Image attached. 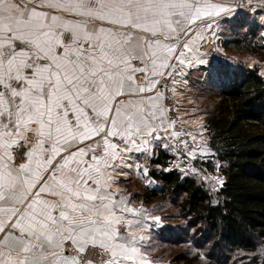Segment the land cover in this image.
I'll return each instance as SVG.
<instances>
[{
	"label": "snow or ice",
	"instance_id": "1",
	"mask_svg": "<svg viewBox=\"0 0 264 264\" xmlns=\"http://www.w3.org/2000/svg\"><path fill=\"white\" fill-rule=\"evenodd\" d=\"M229 11L209 0H0V264H82L89 247L102 264H136L139 221L125 220L136 213L115 198L109 169L159 138V109L142 94L171 67L178 33Z\"/></svg>",
	"mask_w": 264,
	"mask_h": 264
},
{
	"label": "trees",
	"instance_id": "2",
	"mask_svg": "<svg viewBox=\"0 0 264 264\" xmlns=\"http://www.w3.org/2000/svg\"><path fill=\"white\" fill-rule=\"evenodd\" d=\"M256 29V26L249 28V39L226 43L246 44L248 48L240 51L246 49L264 59V46L250 43ZM231 73V80L216 87L218 103L205 118L210 158L220 163L219 171L224 179L217 192L218 202L213 204L208 190L196 184L193 177L184 176L191 172L165 170L169 156L162 151L152 161L158 171L150 170L151 178L160 188L150 189L134 180V186L140 185L141 190L130 192L131 199L136 197L145 206L160 199L167 203L166 207H177V214L168 217H181L188 229L194 231L193 241H197L193 249L197 254L179 255L177 263L198 264L212 254L207 264L242 261L264 264V79L256 70ZM179 198L182 202L178 205ZM178 228L182 229L165 223L152 230L145 250H154L158 245H178L182 242L180 236L189 237L185 228L178 235Z\"/></svg>",
	"mask_w": 264,
	"mask_h": 264
},
{
	"label": "rangeland",
	"instance_id": "3",
	"mask_svg": "<svg viewBox=\"0 0 264 264\" xmlns=\"http://www.w3.org/2000/svg\"><path fill=\"white\" fill-rule=\"evenodd\" d=\"M211 2L217 3L214 1ZM254 2L256 6L260 5L261 7H258L264 9V0H254ZM252 3L253 2L250 4ZM254 9L255 8L244 14H237L233 9L230 8L229 12L221 13L219 16L208 17L197 21L196 24L192 25L191 28L187 30V35L184 33H179V40L176 43L177 52L170 61L171 67L167 70L161 69L160 71H164L165 74L154 77V79L158 81L155 83L157 87L166 86L167 84L169 85L166 92H164V94H166L161 95L163 101H168L169 99L174 100V94L176 92L175 87L179 88V90L181 89L183 92L186 91L187 87L189 86V89L187 90H191V94L197 97L195 98L196 104L198 107H201L198 109V111L196 110L197 112L193 110L191 113H188L193 117V128L180 123H177V125L174 124L172 126L170 124L172 134L173 132L179 133L178 137H174L171 134H167L168 136H162L161 132H154L153 136L159 138L154 139L149 137V140L150 144H153L155 148H158L157 152H154L153 154L148 152L147 155L145 154L144 158L142 156L140 162L141 164H147L148 161H153L156 158L158 150L165 153L164 146L167 147L168 144L174 143L173 141L175 140L177 142H181L180 145L182 144L183 148H189L191 158L194 162V168L191 170L190 175L184 176L193 177L196 184L202 185L205 189H207L213 204H216L219 200L217 192L222 186L224 179L219 171L220 163L210 158L212 151L209 150V147L206 144L208 142V138L204 137V132L206 131L201 125L203 124L204 118H206L204 116L205 112L213 111L216 104L218 103V92L216 87L221 86L222 82L227 83L228 80L232 79V70H256L258 75L264 79V59L252 52L246 51V49L240 51V48H248V45L246 44L226 43L227 41L231 42L234 39H249V28L256 26L257 33L255 38L250 43L264 46V11L258 10V8L256 10ZM185 42H187L188 46L192 49L191 52H189L183 46ZM251 46L252 45H250V47ZM179 52H183L184 56H180ZM193 55L198 56V61H202H199L196 65L192 64L196 70L194 69L193 71L189 72L187 71L188 69H186V67L189 66L188 62H191L192 60L190 61V57L187 58V56ZM181 59L184 60L183 64L179 63ZM193 61L195 60L193 59ZM209 62L210 64H213V67L228 69L229 73L226 76H220L219 71L217 74L214 71H208V73L205 72L206 70L210 69L208 67ZM131 65H138V68L143 67V65L138 60L131 61ZM134 76L135 84H149V80L145 77L144 73L136 72ZM199 111L202 113L199 114ZM202 116L203 118L201 119ZM156 126H158L157 123ZM188 128L190 132L187 130ZM33 140L34 136L30 134L27 145L21 143L19 147L14 149L17 163L25 162V153L30 148ZM185 142L187 146H185ZM193 153L195 154V158H193ZM154 169L158 171L157 166L152 163L148 173L151 172L150 170ZM170 169L171 168H169V170ZM130 183L126 181L122 184V190L126 194L127 198V194H129V203L134 202L138 205L144 206V209L149 214H151L152 222H154L155 225L158 224L157 228L161 226L163 227L165 223H169L172 225H178L180 228H182L177 229L178 235L180 234L179 230L184 232L183 230L185 228L188 231L189 237L180 236V238H182V242H179L178 245H158L154 248V250H145L143 253L149 257V264H182L177 263L176 261V258L179 255L192 257L194 254H197V252H195L193 249V245L197 241H193V237L195 236L194 231L188 229L186 226V221L181 219V217L180 219H172L173 217H168L169 214L176 215L178 208L173 206L166 207L167 203H164V201L160 199L154 200L150 205H146V207L139 199H136V197L131 199L130 192L134 191L135 189L141 190V186L138 184L137 186H134V182H132V184ZM155 183L159 184L157 181ZM116 198H118V196H116ZM181 202L182 201L179 198L178 205ZM150 236L151 234H149L146 246L149 244L148 242L150 241ZM69 245L70 243H65L63 251L67 254H75L74 249L71 247L69 248ZM211 252L214 253L215 256H219L214 249H212ZM211 252L209 251L208 253ZM209 256H212V254ZM209 256L206 255L203 259L199 260L198 264H207L209 261ZM80 258L82 260V264H87L89 260L92 261V264H102V262H96L103 261V259H106L107 257L101 254V250L99 248L89 247L84 253L81 254ZM245 263V261H242L241 263L236 264Z\"/></svg>",
	"mask_w": 264,
	"mask_h": 264
},
{
	"label": "crops",
	"instance_id": "4",
	"mask_svg": "<svg viewBox=\"0 0 264 264\" xmlns=\"http://www.w3.org/2000/svg\"><path fill=\"white\" fill-rule=\"evenodd\" d=\"M14 2L19 3L21 7H23L25 4H27L29 7L33 6V4H36V5L39 4V0H14ZM188 57H190V61L192 60L191 62H188L189 66L186 67V69H188L187 71L190 72L195 69L194 66H192V64L196 65L198 64L199 61L201 62L202 60L198 61L197 59L198 56H195V55L187 56V58ZM193 59L195 61H193ZM132 67L138 68V65H135V66L133 65ZM209 68L210 69L206 70L205 72L208 73V71H211V72L214 71L216 74L220 72L219 74L220 76H226L229 73L228 69H222L218 67H213V68L209 67ZM218 69H221V70L218 72ZM224 70L225 72L223 73ZM138 86L148 87L149 84L145 83V84H140ZM167 87H169L168 84L166 86H160V87H157L156 85H154L152 87V91L145 92L142 94V96L145 98L151 97L152 98L151 106L153 108L159 109V111L156 112V115L159 117V119L155 121V124L156 123L158 124V126H156V129H157L156 132H161L162 136H168L167 134L173 135L171 132L170 124L172 126L174 124L177 125V123H180L182 125L193 128V125H192L193 117L192 115H189L188 113H191L193 110L198 111V109L201 107V106L198 107L196 104L195 98L197 97L191 94V90L189 91L187 90L189 89V86L188 87L184 86V87H187V89L186 91H183V92L181 91V89L179 90V88L175 87L176 92L174 94V100L169 99L168 101H163L161 95L166 94V93L164 94V92H166ZM126 98L128 97H119L117 99H126ZM130 98L136 99L137 97L133 96ZM210 112L211 111L205 112L204 116L206 117V115ZM201 113L202 112L199 111V114ZM194 115H197V114H194ZM202 118L203 116L201 117V119ZM201 126L206 131L205 118ZM187 130L190 132L189 128ZM204 134H205L204 137L208 138L206 132H204ZM33 136H34V140H33L34 142L36 140V137L35 135ZM114 142L121 143L120 141H114ZM206 144L208 145V143ZM157 149L158 148H155L153 144L149 143L147 145V151L133 150L132 152H126V151L121 152V156L123 157V162L121 163L120 160H117L116 165L118 166L115 167L114 169H109V172L111 173V181H110L111 191L112 193L115 194V198L116 196H118V198H116L117 201H121V200L124 201L127 204V207L129 209L134 210L136 213L135 216H133L131 213H126L125 220H133L134 222L139 221L138 225L134 223V227L131 230V234L137 238V248H138L139 256H142L148 262H149V257L145 255L143 252L146 248V244H147V240L149 238L150 232L154 229H157L158 224L155 225L154 222H152V216L144 209V206L138 205L137 203H134V202L129 203V198H130L129 194H127L128 195V198H127L126 194L122 190V184L125 183L126 181H129V183L131 182L130 184H132L134 180H139L145 187L150 188V189H157L160 185L155 183V181L151 178L150 173H148L150 167L152 166V161L150 162L148 161L149 164L148 163L141 164L140 162L142 156L144 158L145 154L147 155L148 152L153 154L154 152H157ZM159 152L161 151L158 150V153ZM166 169L169 170V167L167 166ZM120 232L122 235H127V232L125 231V226L123 225L120 226ZM140 237H143V239H140ZM65 243H70L69 248L71 247L72 249H74V246L71 240H67L64 242V244ZM63 250H64V245H63ZM65 254L67 253L65 252ZM139 256L137 258L136 264H140Z\"/></svg>",
	"mask_w": 264,
	"mask_h": 264
},
{
	"label": "built area",
	"instance_id": "5",
	"mask_svg": "<svg viewBox=\"0 0 264 264\" xmlns=\"http://www.w3.org/2000/svg\"><path fill=\"white\" fill-rule=\"evenodd\" d=\"M211 1L225 4L229 8L233 9L237 14H244L253 8H255L254 10L258 8V10L264 11V9L260 8L261 7L260 5L256 6L254 0H209V2ZM251 2L253 3L250 4ZM208 67L213 68V64H210L209 62ZM173 142L174 143L172 144L171 143L168 144L167 147L164 146L165 150L163 149L165 153L169 156L168 167L171 169L175 168L181 172H191V170H193L194 168V163L191 158V153L189 148L187 149L183 148L182 144L180 145L181 142H177L176 140ZM100 262L102 261L96 263H100Z\"/></svg>",
	"mask_w": 264,
	"mask_h": 264
}]
</instances>
